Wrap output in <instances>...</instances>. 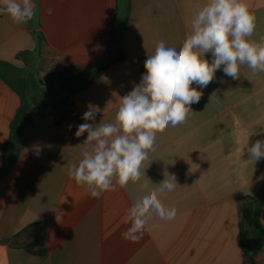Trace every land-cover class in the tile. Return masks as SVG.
I'll list each match as a JSON object with an SVG mask.
<instances>
[{"label": "crops", "instance_id": "obj_1", "mask_svg": "<svg viewBox=\"0 0 264 264\" xmlns=\"http://www.w3.org/2000/svg\"><path fill=\"white\" fill-rule=\"evenodd\" d=\"M207 2L34 0L35 16L27 23L0 14V62L25 73L40 77L73 67L84 76L105 60L114 33L120 34V49L111 57L123 55L71 96L72 129L51 105L26 126L12 168L0 177V264H264V246L246 263L240 234L243 199L264 184V158L254 162L245 148L264 140V73L253 75L242 66L234 80L218 70L206 88H198L203 95L187 121L157 133L139 181L93 197L68 176L89 147L83 144L87 133L75 136L78 126L114 122L121 98L144 74L139 60L151 55L160 40L178 47ZM243 2L256 16L251 39L259 42L264 0ZM38 34L44 37L41 44ZM25 51L31 53L27 64L17 58ZM207 58L211 61L210 54ZM3 70L10 80L22 78ZM21 103L0 75V167ZM90 105L99 111L95 120L85 121ZM165 171L178 184L161 197L166 207L177 209L175 218L161 220L153 212L143 237L125 240L127 210L148 194L143 185L155 187Z\"/></svg>", "mask_w": 264, "mask_h": 264}, {"label": "clouds", "instance_id": "obj_2", "mask_svg": "<svg viewBox=\"0 0 264 264\" xmlns=\"http://www.w3.org/2000/svg\"><path fill=\"white\" fill-rule=\"evenodd\" d=\"M0 5V14L16 24L35 16L34 0H0ZM52 11L49 9V14ZM190 28L178 47L160 40L147 55L145 73L121 98L114 122L78 126L75 136L87 133L83 144L89 147L82 151L78 164L70 166L68 176L86 186L93 197L117 186L126 187L145 175L142 165L149 152L155 151L157 133L187 121L193 113L191 106L203 95L198 88H206L218 70L234 80L240 78L242 66L253 75L264 73V37L259 42L251 39L256 16L243 0H208L194 14ZM98 111L90 105L83 120H95ZM245 148L254 162L264 158V140L258 139L250 147L247 143ZM153 185L150 188L146 182L143 187L148 194L127 210L125 223L129 227L121 233L125 240H140L153 212L161 220L175 218L177 209L166 207L161 200L178 185L175 175L165 171L164 180Z\"/></svg>", "mask_w": 264, "mask_h": 264}, {"label": "trees", "instance_id": "obj_3", "mask_svg": "<svg viewBox=\"0 0 264 264\" xmlns=\"http://www.w3.org/2000/svg\"><path fill=\"white\" fill-rule=\"evenodd\" d=\"M129 7L128 3L127 9ZM36 40L41 44L44 37L38 34ZM119 49L120 34L114 33L110 52L105 60L86 70L84 76H80L73 67H70L66 70L54 69L39 77L38 73H25L24 70L17 69L9 63L0 62V75L19 93L22 99L21 106L10 124L8 140L2 147L3 165L0 167V177L12 168L26 126L34 119L41 118L49 105L59 108L60 113L72 112L71 96L92 83L118 58H123L122 54L118 58L111 57L112 51ZM30 54L29 51L21 52L17 58L27 64ZM144 61L145 59L139 60L142 73H144ZM4 67L15 71L20 77L23 74L22 78L10 80L8 72L3 70ZM66 105L71 108H65ZM243 200L240 234L247 263L257 257L264 246V184L256 195Z\"/></svg>", "mask_w": 264, "mask_h": 264}, {"label": "built area", "instance_id": "obj_4", "mask_svg": "<svg viewBox=\"0 0 264 264\" xmlns=\"http://www.w3.org/2000/svg\"><path fill=\"white\" fill-rule=\"evenodd\" d=\"M62 124L65 125L68 129H72L71 113H67L63 115Z\"/></svg>", "mask_w": 264, "mask_h": 264}, {"label": "water", "instance_id": "obj_5", "mask_svg": "<svg viewBox=\"0 0 264 264\" xmlns=\"http://www.w3.org/2000/svg\"><path fill=\"white\" fill-rule=\"evenodd\" d=\"M144 73H145V68H144Z\"/></svg>", "mask_w": 264, "mask_h": 264}]
</instances>
